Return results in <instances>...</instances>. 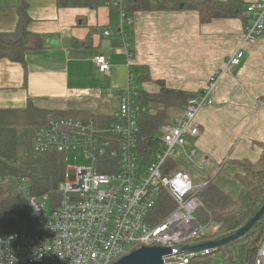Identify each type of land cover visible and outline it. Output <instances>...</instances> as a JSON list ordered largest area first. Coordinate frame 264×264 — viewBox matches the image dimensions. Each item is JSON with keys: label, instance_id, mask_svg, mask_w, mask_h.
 I'll return each instance as SVG.
<instances>
[{"label": "crops", "instance_id": "1", "mask_svg": "<svg viewBox=\"0 0 264 264\" xmlns=\"http://www.w3.org/2000/svg\"><path fill=\"white\" fill-rule=\"evenodd\" d=\"M23 0H0V33L12 32L19 21ZM67 0H25L29 29L43 40V47L28 51L24 62L0 60V110L84 113L114 118L119 94L129 82L131 67L162 80L169 89L189 94L203 92L214 76L213 105L196 117L199 134L186 145L208 174L230 197L237 199L239 172L229 161L259 160L264 143V32L245 43V19H214L202 23L195 11L125 10L116 0H98L96 7L61 6ZM138 4V0H132ZM148 7H162L165 0H145ZM226 1V0H221ZM259 0H243L244 5ZM244 7V12L246 11ZM126 33L124 39L104 32ZM239 50V66L225 71L227 61ZM106 55L109 75H100L95 59ZM140 90L156 94L152 82ZM142 85L146 89H141ZM183 112V110H182ZM182 114V113H181ZM180 170H191L181 162Z\"/></svg>", "mask_w": 264, "mask_h": 264}, {"label": "built area", "instance_id": "2", "mask_svg": "<svg viewBox=\"0 0 264 264\" xmlns=\"http://www.w3.org/2000/svg\"><path fill=\"white\" fill-rule=\"evenodd\" d=\"M116 1L124 23V0ZM246 11L251 22L244 44L264 32V0L248 5ZM104 36L124 39L126 33L123 29L118 33L106 31ZM243 57V51L236 52L224 70L239 66ZM94 62L100 75L110 74L111 62L106 55H99ZM218 79L219 75L214 76L203 92L187 102L181 115L170 119L160 137L163 150L150 162H144L138 149L146 105L139 100L140 85L131 70L128 86L119 94L115 123L109 129L99 130L92 119H57L38 128L34 154L56 151L65 154L66 162L68 154H85L89 165L66 168L59 187L60 205L50 213L41 198H30L39 231L0 236V264H115L141 247L175 249L203 244L199 241L206 226L196 217L202 203L192 196L197 186L191 173L166 169L170 161L177 160L178 150L189 160L194 157V152L186 151V141L199 134L196 117L203 108L213 105ZM72 170L74 181L70 179ZM164 192L176 207L162 222H151V213ZM217 250L171 255L163 264H194V260L210 258ZM254 264H264V245L258 249Z\"/></svg>", "mask_w": 264, "mask_h": 264}, {"label": "trees", "instance_id": "3", "mask_svg": "<svg viewBox=\"0 0 264 264\" xmlns=\"http://www.w3.org/2000/svg\"><path fill=\"white\" fill-rule=\"evenodd\" d=\"M59 4L65 7L76 5L96 7L100 3L98 0H67L60 1ZM160 6L162 7H148L145 0H138V4H134L132 0H124L123 3V8L130 11H195L202 23L214 19L238 17L245 19V14L248 15V21H251L247 11L244 12L246 6L243 0H165ZM26 8L23 0L19 7L16 29L0 33V60L24 62L28 51L43 47L42 38L29 29L31 20ZM130 70L135 73L139 84L152 81L159 88L156 94L142 90L139 93V100L145 103L146 112L140 121L138 149L144 162H150L157 152L163 150L159 135L171 119V110H176L177 116L181 115L187 102L196 94L169 89L164 81L152 80L148 73L140 72L134 67ZM114 118L84 113L38 112L32 108L22 111L0 110V236L12 232L39 231L33 217L30 198L48 197L52 210L60 205L59 187L66 173V156L56 151L34 154L36 130L57 119L82 121L92 119L99 130L109 129L115 123ZM258 146L262 150L258 161L242 159L228 162L239 169V172L232 176L240 185L237 199L222 191L214 180L197 186L192 193V196L197 197L202 203L196 217L206 226L200 243L219 242L233 236L246 226L264 205V143H259ZM180 168L183 167L179 161L172 160L166 172H177ZM175 207L176 204L169 194L162 193L149 221L162 222ZM263 245L264 215L245 236L218 248L217 252H224L228 256L226 264H234L235 258L239 259L240 264H254L257 251ZM236 247H240L238 256L232 252ZM197 263H200V258L194 260V264Z\"/></svg>", "mask_w": 264, "mask_h": 264}, {"label": "water", "instance_id": "4", "mask_svg": "<svg viewBox=\"0 0 264 264\" xmlns=\"http://www.w3.org/2000/svg\"><path fill=\"white\" fill-rule=\"evenodd\" d=\"M263 215L264 205L246 226L239 229L233 236L219 242H209L194 247H177L175 249L160 246L141 247L140 249L133 251L131 254L121 258L115 264H163L164 259L171 255L198 253L208 249L221 248L245 236L252 228H254Z\"/></svg>", "mask_w": 264, "mask_h": 264}, {"label": "rangeland", "instance_id": "5", "mask_svg": "<svg viewBox=\"0 0 264 264\" xmlns=\"http://www.w3.org/2000/svg\"><path fill=\"white\" fill-rule=\"evenodd\" d=\"M141 89H146L144 85H142ZM176 110H171V118L177 116ZM162 136V133L159 135ZM186 151L188 154L190 153V150L188 149L186 145ZM175 157L179 162H181L183 165H186L188 169L191 170V176L193 178V182L196 185L203 184L207 181L208 174L204 173L203 170L199 169L197 166L199 163L197 162V159L195 157L192 158V160L187 159L182 155V151H177L175 154ZM89 165L88 160L85 157V154H68L67 155V168H76V167H86ZM70 179L71 181H74L75 179V171L70 172ZM239 194V192H236V195ZM41 202L44 203V209L46 212L50 213L52 210V204L50 200L44 197L41 198ZM220 249V248H219ZM240 247H236V249H233L232 252L235 256H238ZM227 255L224 252H216L213 256L208 259V257L200 258L199 264H226L227 263ZM199 259V258H198ZM234 264H240L239 259L235 258Z\"/></svg>", "mask_w": 264, "mask_h": 264}, {"label": "bare ground", "instance_id": "6", "mask_svg": "<svg viewBox=\"0 0 264 264\" xmlns=\"http://www.w3.org/2000/svg\"><path fill=\"white\" fill-rule=\"evenodd\" d=\"M229 2V1H228ZM202 20V19H201Z\"/></svg>", "mask_w": 264, "mask_h": 264}]
</instances>
